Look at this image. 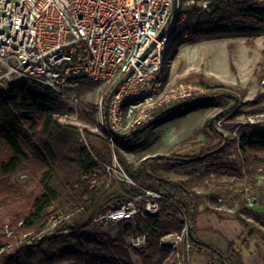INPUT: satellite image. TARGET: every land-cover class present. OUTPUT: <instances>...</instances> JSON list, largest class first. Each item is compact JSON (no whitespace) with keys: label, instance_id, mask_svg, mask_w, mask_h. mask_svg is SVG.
<instances>
[{"label":"trees","instance_id":"obj_1","mask_svg":"<svg viewBox=\"0 0 264 264\" xmlns=\"http://www.w3.org/2000/svg\"><path fill=\"white\" fill-rule=\"evenodd\" d=\"M202 2L207 3L206 8H202ZM180 3L179 13L186 18L175 36L179 43L264 35V0H180ZM166 58L162 64L165 78ZM87 81L91 80L77 79L78 84ZM198 83L208 92L193 96L187 101L190 103L174 111L175 104L165 108L134 135L135 144L144 139L148 129L189 109L220 106L223 112L218 114V119L241 103L239 98L225 94V90L234 89L230 85L203 77ZM113 87L104 94V102ZM65 109L66 102L47 88L24 81L0 84V228L7 223L12 230L9 236L0 232V243L5 246L0 264H135L133 255L141 264H161L166 256L159 249L161 237L180 232L184 226L183 215L188 214L192 221L191 253L207 251L211 254L210 264H244L241 249L234 241L223 238L225 250L216 249L202 235H221L213 229L197 227L198 217L204 212L220 216L221 211L215 205L219 192L205 195L198 191V178L175 181L160 174L207 158L223 142L224 138L209 120L204 129L210 138L218 139L215 146L194 155L151 156L134 164L119 148L138 149L119 136L113 138L112 146L96 131L61 121L58 114ZM237 152L234 173L241 175L243 169L252 173L264 168V126H242ZM113 155L136 184L108 176L105 166L112 162ZM27 167L34 174L31 183L13 179ZM85 170L96 178L92 186L91 179L83 177ZM141 187L153 189L164 197L155 214L137 213L133 218L115 223L117 229L113 236L106 232H87L97 225L94 218L98 214L111 204L138 194ZM246 210L243 200L229 215L241 227L242 235L245 234L241 244L248 249L250 239L255 238L264 247V230L242 214ZM58 213L70 215L51 233L33 244L20 240L25 232L41 231L49 217ZM19 221H22L20 225ZM135 235H145L144 246L135 248L127 244V238Z\"/></svg>","mask_w":264,"mask_h":264},{"label":"built area","instance_id":"obj_2","mask_svg":"<svg viewBox=\"0 0 264 264\" xmlns=\"http://www.w3.org/2000/svg\"><path fill=\"white\" fill-rule=\"evenodd\" d=\"M180 5V0H0V84L24 81L62 97L78 78L108 80L116 87L103 109L100 105L97 131L112 146L117 136L135 144L134 135L151 122L156 109L205 90L178 84L165 91L163 60L186 18L179 13ZM206 5L202 2V8ZM248 119L262 123L264 113ZM82 139L86 143L83 135ZM105 170L112 179L136 184L114 155ZM83 177L91 179V186L96 182L88 170ZM163 200L159 192L141 187L138 194L111 204L94 223L115 224L137 213L155 214ZM69 215L52 214L41 231L25 232L20 240L36 243ZM183 221L180 232L161 237L159 249L166 254L161 264H194L190 214L183 215ZM0 232L12 234L7 223ZM145 240V235L129 236L135 248L144 246ZM4 249L0 243V257Z\"/></svg>","mask_w":264,"mask_h":264},{"label":"rangeland","instance_id":"obj_3","mask_svg":"<svg viewBox=\"0 0 264 264\" xmlns=\"http://www.w3.org/2000/svg\"><path fill=\"white\" fill-rule=\"evenodd\" d=\"M166 56V78L163 74L165 91L178 84H190L205 89L195 95L203 94L208 90L198 83L199 78H211L232 86L234 89L225 90V94L239 98L241 103L236 109L218 119H216L218 114L223 112L220 106L212 104L189 109L169 121L148 129L138 145L128 143L138 150L121 147L120 151L134 164L151 156L198 154L218 142V139L210 138L204 129L207 120L213 118L210 125H214L224 138L223 142L215 147L207 158L188 162L175 171H162L160 174L175 181L188 177L198 178L200 181L196 188L198 191L205 195L218 191V198H224L215 202L216 208L224 214L230 215L237 210L240 202L245 200L247 210L242 214L264 230V168L252 173L243 169L241 175L233 172V167L237 166V140L242 126L251 124L248 121L249 117L264 113V35L201 39L182 43L174 38ZM10 64L14 65L15 61L10 60ZM110 87L111 82L108 80L77 83L61 97L66 102V109L58 114L59 119L100 133L97 131L101 120L100 108L103 109L105 106L107 99L104 102L103 97ZM190 98L173 102L172 104H175L173 108L184 107L185 105L181 107L179 105L186 103ZM208 98L209 96L206 97ZM168 107L156 109L152 113V119ZM102 112L104 113L103 110ZM257 124L264 126V122ZM13 179L28 180L31 183L34 174L27 167L18 171ZM248 199L252 204L247 203ZM233 222L230 221V224H236ZM210 224L213 225V222ZM116 229V224L95 225L87 232H106L113 236ZM227 237L241 249V254L246 260L248 250L241 244L245 234L233 238L227 233ZM129 243L128 237L127 244L130 246ZM249 247L254 262L263 264L264 249L260 241L250 239ZM209 256L211 257V254L204 250L192 253L193 262L198 258L209 263ZM132 258L135 264H141L137 256L133 255ZM246 263L249 264L248 260Z\"/></svg>","mask_w":264,"mask_h":264},{"label":"crops","instance_id":"obj_4","mask_svg":"<svg viewBox=\"0 0 264 264\" xmlns=\"http://www.w3.org/2000/svg\"><path fill=\"white\" fill-rule=\"evenodd\" d=\"M219 214H220V216L216 215L214 212H207V213L204 212V213L200 214V216L198 217L197 227L200 230L205 229V228H210V229L217 231L221 235V237L218 235H213L211 233H204L202 235L204 238V241L209 243L211 246H214L216 249L225 250V248H226L225 244L226 243H225L224 239L230 240L227 237V233H230L231 237L237 238V235L242 234V229L235 220H232L233 218L229 217V214H224L223 212H221ZM211 221L213 222V225L210 224ZM230 221H231V223L234 221L236 224H230ZM235 225H238L240 228L238 226H235ZM229 229H230V231L228 232ZM263 249H264V247H263ZM247 250H248V252H247L248 256H247L246 260H248L249 264H258V262H254V260H253V255L250 252V247ZM195 260H197V261H195ZM195 260H194V264H210V263H206L205 261H202L200 259L198 260V258H195ZM246 260H245V257H243L244 264H247ZM263 264H264V260H263Z\"/></svg>","mask_w":264,"mask_h":264},{"label":"water","instance_id":"obj_5","mask_svg":"<svg viewBox=\"0 0 264 264\" xmlns=\"http://www.w3.org/2000/svg\"><path fill=\"white\" fill-rule=\"evenodd\" d=\"M147 52H148V50L143 54L142 58L145 57V55H146ZM115 87H116V86H114V87L112 88V90H111L110 93H109V96L112 94V92L114 91ZM109 96H108V97H109ZM107 99H108V98H107ZM188 103H190V102H186V103L180 104L179 107H181V106H183V105H186V104H188ZM175 109H176V108H173L172 111H174ZM172 111H171V112H172ZM106 113H107V109H106V107H105V114H106ZM212 121H213V118L210 119V123H212ZM114 135L117 136V134H114ZM189 233H190V237L193 238V236H192V230H190ZM205 245H206L207 247L212 248V247H211L210 245H208V244H205ZM220 256L222 257V255H220Z\"/></svg>","mask_w":264,"mask_h":264}]
</instances>
